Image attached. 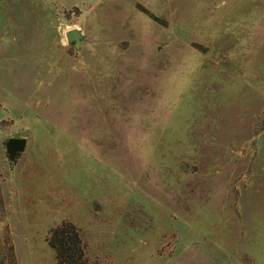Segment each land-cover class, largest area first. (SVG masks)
<instances>
[{
  "label": "rangeland",
  "instance_id": "1",
  "mask_svg": "<svg viewBox=\"0 0 264 264\" xmlns=\"http://www.w3.org/2000/svg\"><path fill=\"white\" fill-rule=\"evenodd\" d=\"M64 222L89 264H264V0H0V264Z\"/></svg>",
  "mask_w": 264,
  "mask_h": 264
},
{
  "label": "trees",
  "instance_id": "2",
  "mask_svg": "<svg viewBox=\"0 0 264 264\" xmlns=\"http://www.w3.org/2000/svg\"><path fill=\"white\" fill-rule=\"evenodd\" d=\"M47 242L54 249L55 264H89L81 235L73 224L64 222L53 228Z\"/></svg>",
  "mask_w": 264,
  "mask_h": 264
},
{
  "label": "water",
  "instance_id": "3",
  "mask_svg": "<svg viewBox=\"0 0 264 264\" xmlns=\"http://www.w3.org/2000/svg\"><path fill=\"white\" fill-rule=\"evenodd\" d=\"M65 37L67 43L75 51H79L82 41L84 39L83 35L79 30L74 29L66 32ZM26 148V140L23 138H10L5 142V151L8 158V161L14 163L17 157L24 153Z\"/></svg>",
  "mask_w": 264,
  "mask_h": 264
}]
</instances>
